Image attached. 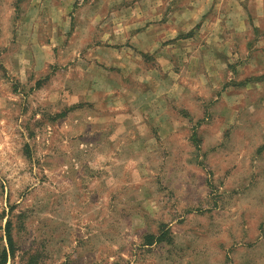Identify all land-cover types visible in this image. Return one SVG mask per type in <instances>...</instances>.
Returning <instances> with one entry per match:
<instances>
[{"label":"rangeland","instance_id":"374dc122","mask_svg":"<svg viewBox=\"0 0 264 264\" xmlns=\"http://www.w3.org/2000/svg\"><path fill=\"white\" fill-rule=\"evenodd\" d=\"M258 1L0 0L4 264H264Z\"/></svg>","mask_w":264,"mask_h":264},{"label":"trees","instance_id":"16d2710c","mask_svg":"<svg viewBox=\"0 0 264 264\" xmlns=\"http://www.w3.org/2000/svg\"><path fill=\"white\" fill-rule=\"evenodd\" d=\"M7 232V244H8V249H11L12 247V239H11V235H10V232H9V229L6 230ZM152 236V235H151ZM163 237V234H158L157 235V238L158 239H161ZM7 254H8V251L6 250V248H4L1 253H0V264H4L5 263V260H6V257H7Z\"/></svg>","mask_w":264,"mask_h":264},{"label":"crops","instance_id":"0c3cea01","mask_svg":"<svg viewBox=\"0 0 264 264\" xmlns=\"http://www.w3.org/2000/svg\"><path fill=\"white\" fill-rule=\"evenodd\" d=\"M262 2L264 3V0H261V2H260V0L258 1V7H257V9H258V11H257V14L259 15V18H264V11H263V9H264V5L262 4ZM258 19V18H257ZM262 40H260V42H261Z\"/></svg>","mask_w":264,"mask_h":264}]
</instances>
